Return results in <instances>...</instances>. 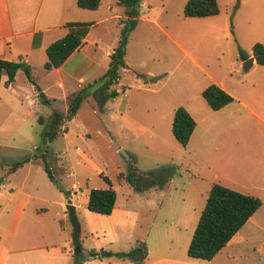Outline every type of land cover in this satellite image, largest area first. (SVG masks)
<instances>
[{
	"label": "rangeland",
	"instance_id": "1",
	"mask_svg": "<svg viewBox=\"0 0 264 264\" xmlns=\"http://www.w3.org/2000/svg\"><path fill=\"white\" fill-rule=\"evenodd\" d=\"M117 1L105 0L104 5L119 11ZM187 2L142 0L139 17L150 21H141L131 33L125 68L113 85L125 88V93L119 91L104 110L92 93L77 116L66 123L63 129L67 130L47 148L58 185L64 191L48 178L39 161L43 150L38 149H42L45 126L54 112L67 113L69 101L59 100L50 106L36 101L38 90L24 73L18 76L17 94H9L0 105V186L32 195L28 213L47 207L52 216L60 211L61 197L69 193L68 200L78 206L81 264H134L120 259L119 254L129 252L139 242L148 247L145 264H264V256L257 253L264 232L252 226L243 227L233 238V248L226 247L211 261L195 260L187 254L212 186L211 169L193 159L195 146L207 154L210 145L219 143L226 154L221 156L217 171L240 182L257 176V165L264 170V121L238 102L264 119V66L256 61L248 64L254 59V45L264 44V0H218L220 14L206 18H185ZM121 23L111 20L97 28L91 38L100 35L105 47L117 46ZM104 27L110 33L103 31ZM241 51L251 57L242 60ZM47 74L44 68L39 69L34 79L48 84L52 78ZM215 82L236 99L226 117L219 115L218 123L203 114V109L213 113L202 93ZM180 106L197 122L186 148L172 133L175 111ZM230 116L237 122L233 123ZM39 117L44 118L45 125ZM217 125L220 131L209 129ZM231 148L235 150L232 161L227 160ZM23 161L29 162L14 173L2 168ZM130 171L138 176L155 172L167 184L163 189L137 192L118 178L121 172ZM111 187L117 193L113 214L91 212V190ZM4 193L0 197L2 240L16 236L21 245L44 244L47 230L38 224L32 228L21 225L16 235L3 233L8 208L16 204ZM258 218L264 224V211ZM67 227L73 250L65 251V259L73 264L76 252L70 217ZM49 232L55 236L54 242L63 235L59 228ZM243 236L245 240H240Z\"/></svg>",
	"mask_w": 264,
	"mask_h": 264
},
{
	"label": "crops",
	"instance_id": "2",
	"mask_svg": "<svg viewBox=\"0 0 264 264\" xmlns=\"http://www.w3.org/2000/svg\"><path fill=\"white\" fill-rule=\"evenodd\" d=\"M104 4L105 1L98 10L89 11L80 9L77 5V0H0V59L21 61L23 63V69L21 67L18 71L14 83L7 85V76L2 77L0 105L6 100L9 94H17L16 86L18 76L19 74H24L27 67L30 68L33 78L37 75V70L45 69V64L48 61L47 48L52 43L67 35L68 28L66 24L70 22L93 24L86 37L85 44L73 53L61 68L50 71L46 70L48 72L47 75L52 78L50 83L44 85L41 80H35L37 85L53 103H57L59 100H63L64 102L66 100L68 102L73 94L94 84L95 81L100 79L107 72L110 56L117 46L105 47L100 35L91 38V34L97 28H102L111 20H121L122 22L125 19L121 7H119V11H116L113 6L109 5L105 7ZM140 8H143V4L140 5ZM141 14L144 15L145 11L143 10ZM144 20L150 21V19L144 18L143 16L139 17L134 30ZM122 28L123 25L121 23L117 29V33L120 32L121 34ZM103 31L110 33L108 27H104ZM253 62H255V59L251 63ZM213 84L218 85L228 94L233 95L222 84L217 82ZM112 90L118 92L123 91L124 93L126 91L125 88L123 89L119 86H113ZM96 91L97 87H95L94 92ZM35 100L40 102L38 92ZM238 102L240 106L247 109L252 115L264 121L258 114L250 110L247 104L242 101ZM232 104L220 111H212L213 113L203 109V114L212 123H218L219 115L223 114L226 117L228 115L226 112ZM191 115L194 117L193 114ZM230 117L233 123L237 122L236 118ZM209 129H215V131L221 130L218 125ZM194 134L195 131L190 141H192ZM209 150L210 152L208 151L207 154L205 152L203 153L201 147L196 145L193 150V159L196 162L207 165L211 169L212 186L218 183L240 193L258 197L264 201V170L260 165L256 167L258 177H245L243 182H240L230 175L221 174L216 169L220 164L221 156L226 154V150L221 149L219 143L210 145ZM227 152L229 154L227 160L232 161L235 150L231 148ZM237 187H240L241 190H238L239 188ZM4 192L11 195L10 201L14 200L16 204L11 210L8 208V216L5 218L4 226H2L3 233L16 235L21 225L32 228L35 224H38L42 230H47V232L44 233V240L46 242L38 246L18 244L16 236L7 238L4 242L0 235V264H68L65 259V251L68 248L69 251L73 250L67 227V221L69 219L67 206L68 199L71 196L65 197L62 193L63 196L58 202L60 211L55 216H52L51 210L47 207L34 208V210L28 213V204L31 199H34L32 195L24 193L23 191L16 192L13 188L9 189L7 185L2 184L0 186V197L5 195ZM75 207L77 211L78 206L75 205ZM263 211L264 205L250 218L245 226H252L264 232V224L258 218ZM58 228L63 235L59 237V242H54L53 239L55 236L49 231ZM240 240H245V236L241 237ZM235 244L232 239L226 247L233 248ZM257 247H259L257 253L259 252L264 256V240L257 244ZM56 248L64 251H57Z\"/></svg>",
	"mask_w": 264,
	"mask_h": 264
},
{
	"label": "trees",
	"instance_id": "3",
	"mask_svg": "<svg viewBox=\"0 0 264 264\" xmlns=\"http://www.w3.org/2000/svg\"><path fill=\"white\" fill-rule=\"evenodd\" d=\"M105 0H77L80 9L96 11ZM142 0H118L117 5L123 9L125 19L122 21L123 28L118 40L117 47L110 56L107 72L94 84L73 94L69 99L67 113L55 111L49 124L45 126L43 134V153L39 161L43 162L45 172L52 183L59 185L50 161V153L47 150L49 144L57 139L64 131L66 123L72 121L78 114L82 104L92 95V89L97 87L94 96L98 97V106L104 110L108 101L118 97L119 92L112 90L113 85L118 83L121 77V69L125 68V56L131 33L136 28L139 18V8ZM220 14L218 0H188L184 9L185 18H206ZM92 23L70 22L66 24L68 33L65 37L52 43L46 50L48 61L45 70L61 68L73 53L84 44ZM252 56L257 64L264 66V44L258 42L254 45ZM240 58L247 61L250 55L240 52ZM21 61H7L0 59V86L2 77L7 76V85L15 82L16 75L22 67ZM28 78L38 90V99L41 103L52 105L41 88L37 85L29 67L25 69ZM203 98L213 111H220L235 102V99L216 84L209 85L202 93ZM39 122L45 125L43 117ZM197 123L186 108L180 106L175 111L172 123V133L176 141L183 147L189 145ZM38 160V158H36ZM29 161L17 162L13 165H2L8 173H14ZM103 176V175H102ZM111 185L108 177L103 176ZM120 180L127 182L135 191L142 192L146 189H163L167 180L159 177L155 172L145 173L138 176L135 172L118 175ZM69 196V193H67ZM117 202V193L113 188L93 189L89 194L88 209L103 216L112 215ZM264 205V201L258 197L246 195L236 190L214 184L209 192L206 206L201 214L198 226L188 247L187 254L190 258L199 261L213 260L241 231L250 218ZM119 258L128 260L134 264H144L148 258V247L145 242H139L129 252L120 253ZM73 264H81L80 250L76 252Z\"/></svg>",
	"mask_w": 264,
	"mask_h": 264
},
{
	"label": "water",
	"instance_id": "4",
	"mask_svg": "<svg viewBox=\"0 0 264 264\" xmlns=\"http://www.w3.org/2000/svg\"><path fill=\"white\" fill-rule=\"evenodd\" d=\"M255 59V58H254ZM253 61V58L248 60V64H251V62ZM23 69V66H22ZM122 153L128 157L127 153L122 150ZM67 210L69 212V217L73 226V245H74V249L75 252H78L80 250V244H79V238H80V231H81V227H80V223L77 219V215H76V207L72 204V202L69 200V205L67 206Z\"/></svg>",
	"mask_w": 264,
	"mask_h": 264
}]
</instances>
